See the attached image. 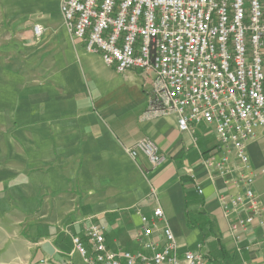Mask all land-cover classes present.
Instances as JSON below:
<instances>
[{"label": "crops", "instance_id": "obj_1", "mask_svg": "<svg viewBox=\"0 0 264 264\" xmlns=\"http://www.w3.org/2000/svg\"><path fill=\"white\" fill-rule=\"evenodd\" d=\"M59 4L0 0V236L18 246H5L4 258L59 264L72 253L82 264L72 236L88 246L92 222L105 226L109 248L135 250L139 213L159 205L181 250L199 251L207 264H264V223L235 238L218 202L242 190L233 180L238 159L229 155L220 174L212 128L181 131L175 113L154 110L153 73H120L84 51ZM34 24L43 27L38 38ZM144 136L166 155L158 168L126 152ZM246 149L264 207V134ZM187 205L201 212L192 216L197 227L187 225Z\"/></svg>", "mask_w": 264, "mask_h": 264}, {"label": "built area", "instance_id": "obj_2", "mask_svg": "<svg viewBox=\"0 0 264 264\" xmlns=\"http://www.w3.org/2000/svg\"><path fill=\"white\" fill-rule=\"evenodd\" d=\"M59 10L84 51L99 54L120 73L152 72L153 109L175 113L179 130L212 128L221 152L218 172L226 171L229 155L239 161L233 180L242 190L218 196L229 229L236 238L253 224L262 225L264 207L253 189L246 146L264 134V0H60ZM42 31L33 25L35 38ZM126 152L131 158L142 154L152 169L166 161L146 136ZM139 218L135 250L109 248L105 226L95 222L85 229L88 246L73 235L81 263L207 264L199 251L181 250L159 205ZM157 231L161 239L154 236ZM71 255L59 264H73Z\"/></svg>", "mask_w": 264, "mask_h": 264}, {"label": "rangeland", "instance_id": "obj_3", "mask_svg": "<svg viewBox=\"0 0 264 264\" xmlns=\"http://www.w3.org/2000/svg\"><path fill=\"white\" fill-rule=\"evenodd\" d=\"M2 236H0V264H37L36 259H24V258H18V259H10V258H4L5 249L4 247H16V243L9 242L8 244H3ZM3 244V245H2ZM18 247V246H17ZM18 253L19 250H18ZM51 264V262H49Z\"/></svg>", "mask_w": 264, "mask_h": 264}, {"label": "trees", "instance_id": "obj_4", "mask_svg": "<svg viewBox=\"0 0 264 264\" xmlns=\"http://www.w3.org/2000/svg\"><path fill=\"white\" fill-rule=\"evenodd\" d=\"M186 208H187V211H186L187 225L189 227H197V225L194 223L195 221L192 219V216L198 215L201 212H197L195 210L193 211L188 210V205L186 206ZM198 229H200L201 231L203 230L202 226H198Z\"/></svg>", "mask_w": 264, "mask_h": 264}, {"label": "water", "instance_id": "obj_5", "mask_svg": "<svg viewBox=\"0 0 264 264\" xmlns=\"http://www.w3.org/2000/svg\"><path fill=\"white\" fill-rule=\"evenodd\" d=\"M48 245H49V244H48ZM48 245H47V246H48ZM48 248H49V247H48ZM45 250L49 253V250H48V249H45Z\"/></svg>", "mask_w": 264, "mask_h": 264}]
</instances>
